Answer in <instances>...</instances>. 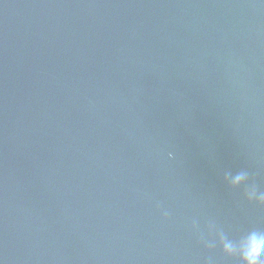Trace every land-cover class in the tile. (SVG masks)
I'll use <instances>...</instances> for the list:
<instances>
[{
	"label": "water",
	"instance_id": "water-1",
	"mask_svg": "<svg viewBox=\"0 0 264 264\" xmlns=\"http://www.w3.org/2000/svg\"><path fill=\"white\" fill-rule=\"evenodd\" d=\"M254 232L264 0H0V264H239Z\"/></svg>",
	"mask_w": 264,
	"mask_h": 264
},
{
	"label": "clouds",
	"instance_id": "clouds-1",
	"mask_svg": "<svg viewBox=\"0 0 264 264\" xmlns=\"http://www.w3.org/2000/svg\"><path fill=\"white\" fill-rule=\"evenodd\" d=\"M243 176L233 178V185H238ZM225 252L232 254L231 245L225 246ZM239 264H264V232H254L249 235L244 248L239 253Z\"/></svg>",
	"mask_w": 264,
	"mask_h": 264
}]
</instances>
